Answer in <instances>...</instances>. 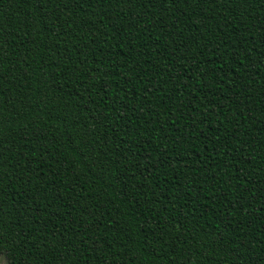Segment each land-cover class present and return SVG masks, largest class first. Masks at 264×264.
I'll return each mask as SVG.
<instances>
[{
  "label": "trees",
  "instance_id": "16d2710c",
  "mask_svg": "<svg viewBox=\"0 0 264 264\" xmlns=\"http://www.w3.org/2000/svg\"><path fill=\"white\" fill-rule=\"evenodd\" d=\"M11 264H264V0H0Z\"/></svg>",
  "mask_w": 264,
  "mask_h": 264
},
{
  "label": "snow or ice",
  "instance_id": "6c2138e0",
  "mask_svg": "<svg viewBox=\"0 0 264 264\" xmlns=\"http://www.w3.org/2000/svg\"><path fill=\"white\" fill-rule=\"evenodd\" d=\"M0 257L4 258V264H11V260L6 257V254L2 250H0Z\"/></svg>",
  "mask_w": 264,
  "mask_h": 264
},
{
  "label": "rangeland",
  "instance_id": "374dc122",
  "mask_svg": "<svg viewBox=\"0 0 264 264\" xmlns=\"http://www.w3.org/2000/svg\"><path fill=\"white\" fill-rule=\"evenodd\" d=\"M0 264H4V258L0 257ZM24 264H29V260H25Z\"/></svg>",
  "mask_w": 264,
  "mask_h": 264
}]
</instances>
